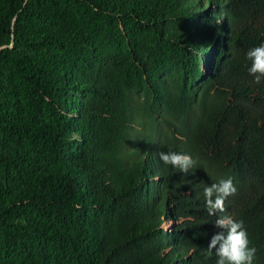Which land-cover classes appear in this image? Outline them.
Wrapping results in <instances>:
<instances>
[{
  "label": "trees",
  "instance_id": "trees-1",
  "mask_svg": "<svg viewBox=\"0 0 264 264\" xmlns=\"http://www.w3.org/2000/svg\"><path fill=\"white\" fill-rule=\"evenodd\" d=\"M261 44L264 0H0V264H216L220 215L264 264Z\"/></svg>",
  "mask_w": 264,
  "mask_h": 264
},
{
  "label": "clouds",
  "instance_id": "clouds-1",
  "mask_svg": "<svg viewBox=\"0 0 264 264\" xmlns=\"http://www.w3.org/2000/svg\"><path fill=\"white\" fill-rule=\"evenodd\" d=\"M250 61L249 74L253 75L254 82L259 84L264 79V44L251 48L246 53ZM159 158L164 165L172 166L187 174L196 167L197 160L189 154L174 151L160 152ZM237 187L231 178L221 179L204 188L206 209L210 216L225 212V200L235 195ZM219 229L211 236L207 245L208 254L213 251L218 257L216 264H252L257 249L250 247L247 231L242 221H236L229 216L220 215L214 222Z\"/></svg>",
  "mask_w": 264,
  "mask_h": 264
}]
</instances>
